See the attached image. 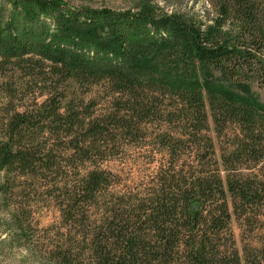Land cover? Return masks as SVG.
<instances>
[{"label": "trees", "instance_id": "obj_1", "mask_svg": "<svg viewBox=\"0 0 264 264\" xmlns=\"http://www.w3.org/2000/svg\"><path fill=\"white\" fill-rule=\"evenodd\" d=\"M220 1L222 19L231 14L240 39L173 15L76 10L63 0L0 4V68L37 75L43 84L52 78L43 88L45 100L21 111L14 106L2 127L0 198H7L11 176L12 182L58 176L48 182L65 231L58 263L240 264L237 250H227L222 237L230 220L226 194L248 225V211L264 206V176L235 167L242 159L264 161V105L227 82L199 78L208 74L206 66L225 77L227 63L242 57L245 45L264 48V0ZM241 39L247 44L238 45ZM68 81L82 94L101 85L106 106L97 112L93 100L74 95L63 106L62 84ZM206 98L216 124L235 122L244 133L237 149L222 156L232 167L225 180L217 167L211 169L217 164L211 139L198 138L208 130ZM156 123L159 128L176 123L179 130L174 136L152 135L149 143L145 128ZM145 143L153 156L166 154L148 192L132 198L112 193L115 175L100 165L112 151ZM201 147L210 156L197 154ZM184 150L193 156H182ZM247 264H264V253Z\"/></svg>", "mask_w": 264, "mask_h": 264}, {"label": "rangeland", "instance_id": "obj_2", "mask_svg": "<svg viewBox=\"0 0 264 264\" xmlns=\"http://www.w3.org/2000/svg\"><path fill=\"white\" fill-rule=\"evenodd\" d=\"M63 1L76 10L94 12L106 10L117 14L144 12L157 18L173 15L178 17L180 21L195 27H201L202 30L206 31L218 27L228 38L240 39L239 35H236L238 32L234 27L236 22L231 19V14L227 20L222 19L223 7L220 0ZM3 3H5V0H0V4ZM221 22L223 24L218 26L217 24ZM235 41H232L229 45L247 44V42L242 43V39L237 43ZM240 47L244 49V46ZM245 48L248 53L245 52L242 57L231 59V62L227 63L226 76L228 75V77H223L225 73L220 70H214L210 66H206L205 68L209 69L208 74L203 75L201 73L199 81L206 79L208 82H227L232 85V89L237 94L246 95L264 105V48L257 50L252 45H245ZM187 62L190 63L191 61ZM196 66L200 70L204 68L201 64H196ZM225 79H228V81ZM51 80L52 78L48 77L43 84L37 75L25 76L21 71L12 69L11 66L0 68V138L3 133L2 127L8 116L11 115L10 109L17 106V109L21 111L25 107L34 104V102L36 104L41 103L47 95L44 93L46 91L43 88L50 86ZM225 85L227 84L225 83ZM62 87V92L65 94V99L61 101L63 106L73 99V95L83 98L86 102L93 100L97 104V112L106 106L105 100L107 97L105 89L101 85L91 87L87 94L80 93L78 86L73 84L72 81L62 84ZM59 89L61 88L59 87ZM205 100L208 130L207 132L203 131L198 138L201 139L206 136L211 139L213 144L212 156L217 162L216 166L211 169L217 167L221 172V177L225 180L227 174L232 175V167H226L222 156H230V153L237 149L238 144L245 140L244 133L235 122L223 123L219 121L216 124L207 98ZM8 106H10L9 109ZM168 109L172 110L169 106ZM157 124L145 128L144 135L147 134L146 138H149V143L153 142L150 141L152 135L156 136L162 134V132H167L170 136H174L179 130L176 123H171L162 128H159ZM199 139L198 143H200ZM190 140L193 142L194 138H190ZM185 142L187 146H192L189 140ZM149 143L148 145L145 143L142 148L127 146L123 150L116 151V154L115 151H112V157L100 165V167L115 175L116 185L111 188L112 193L123 192L128 198H132V196L141 192H148L146 188L150 186L148 184L150 178L159 165L166 160V154L164 156L161 154L153 156L147 149ZM192 149L196 150L198 146L195 145ZM189 150H184L182 156H193L189 153ZM199 150L200 153L197 154L200 156H210L205 148L201 147ZM155 152L158 153L159 151ZM243 156H249V154H243ZM244 161L245 159H242L240 165H235L242 174L255 173L264 176V161L258 165H254L251 161ZM3 176L4 174L0 173V181L4 179ZM57 178L58 176L48 178L45 181L42 178L35 179L30 176H20L12 182L13 176H11L7 198H0V264H60L56 260L55 254L61 246L62 234L65 231L61 224L60 208L54 200H51L48 189L50 187L48 182L57 180ZM224 188H226L225 184ZM226 200L230 220L222 232V237L228 240L225 247L230 252L236 249L240 264H247L248 259L260 257L261 253H264V206L259 204L258 210L255 207V213L252 211L253 215L248 211L251 216L250 219H247L250 221L248 225L249 222L244 217L235 213L232 198L228 193L226 194ZM6 201L7 203H5ZM229 236L230 238H228ZM229 244L232 247H229ZM220 250L223 251L224 246ZM224 253L228 254V252Z\"/></svg>", "mask_w": 264, "mask_h": 264}]
</instances>
